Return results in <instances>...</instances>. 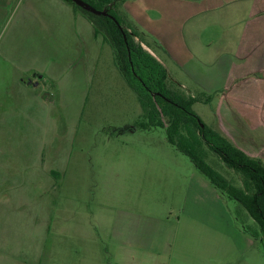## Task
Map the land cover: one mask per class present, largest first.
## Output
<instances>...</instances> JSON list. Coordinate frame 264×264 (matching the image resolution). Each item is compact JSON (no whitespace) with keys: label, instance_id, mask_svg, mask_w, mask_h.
I'll return each mask as SVG.
<instances>
[{"label":"rangeland","instance_id":"1","mask_svg":"<svg viewBox=\"0 0 264 264\" xmlns=\"http://www.w3.org/2000/svg\"><path fill=\"white\" fill-rule=\"evenodd\" d=\"M3 2H10L2 10L7 26L19 0ZM139 34L143 47L165 66L173 88L202 94L204 100L192 109L206 125L223 134L222 126L234 130L237 113L254 112L250 102L256 101L235 87L254 85L264 72L231 75L233 83L225 88L219 81L208 90L194 87L187 71L201 74L228 61L203 58V42L165 44ZM92 79L82 92L84 102L79 92H65L67 102L36 104L35 120L17 114L14 102H0V264H264V236L245 209L168 143L163 128H132L140 105L108 44ZM45 144L56 154L52 159L64 154V178L49 172L57 160L47 163L43 154L35 160ZM205 150L207 161L240 185V175Z\"/></svg>","mask_w":264,"mask_h":264},{"label":"crops","instance_id":"2","mask_svg":"<svg viewBox=\"0 0 264 264\" xmlns=\"http://www.w3.org/2000/svg\"><path fill=\"white\" fill-rule=\"evenodd\" d=\"M162 1L160 6L148 0L146 4L143 0L131 4L123 0V15L131 24V17L142 20L133 25L144 37L148 33L165 44L203 42V58L228 61L219 69L201 74L184 69L189 73V85L201 84L208 90L219 81L227 87L233 83L231 75L249 70L264 72V0ZM9 5L0 0V76H4L0 79V102H14L17 114L29 121L39 115L34 110L36 104L46 107L47 102H67L65 92H79L84 102L82 92L93 82L105 44L100 35L94 34L91 22L64 0H19L14 6L16 18L6 26L2 10ZM151 12L162 19L153 20ZM187 52L197 58L189 47ZM176 53L172 51L174 56ZM255 80L246 88L243 84L235 87L237 91L247 90V97L256 101L250 102L254 112L237 113L234 130L224 126L220 130L245 153L264 162V79ZM45 119L47 122V116ZM44 129L47 133V125ZM46 145L36 151L35 160L42 154L46 160L48 156L47 163L57 160L59 163L49 172L55 178H64L68 169L62 165L64 154L52 159L50 156L56 154L47 152Z\"/></svg>","mask_w":264,"mask_h":264},{"label":"trees","instance_id":"3","mask_svg":"<svg viewBox=\"0 0 264 264\" xmlns=\"http://www.w3.org/2000/svg\"><path fill=\"white\" fill-rule=\"evenodd\" d=\"M64 1L79 10L91 22L94 34L100 35L109 45L115 67L136 94L140 114L132 128H163L167 142L186 154L220 193L237 201L264 236V162L245 153L219 130L200 119L192 106L204 100L202 94L191 95L172 87L165 66L143 47L139 32L118 10V4L123 0H84L98 10H106L117 23L107 15L91 13L71 0ZM205 148L212 151L225 167L240 175V185L228 181L207 161Z\"/></svg>","mask_w":264,"mask_h":264},{"label":"water","instance_id":"4","mask_svg":"<svg viewBox=\"0 0 264 264\" xmlns=\"http://www.w3.org/2000/svg\"><path fill=\"white\" fill-rule=\"evenodd\" d=\"M71 1L74 4H76L77 6L83 8V9H85V10L91 12V13H94V14H97V15H107V16L112 18V20H114L117 23L116 19L113 16H111L106 10H98V9L94 8L92 5H90L88 2H86L84 0H71ZM146 50H148V49H146ZM201 126H202V124H201Z\"/></svg>","mask_w":264,"mask_h":264}]
</instances>
